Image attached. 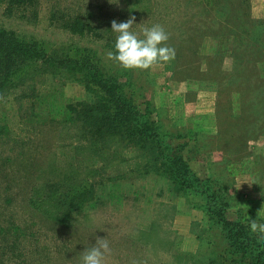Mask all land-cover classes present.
Returning a JSON list of instances; mask_svg holds the SVG:
<instances>
[{"label": "rangeland", "instance_id": "374dc122", "mask_svg": "<svg viewBox=\"0 0 264 264\" xmlns=\"http://www.w3.org/2000/svg\"><path fill=\"white\" fill-rule=\"evenodd\" d=\"M130 17L139 38L161 25L175 58L145 71L108 60L111 21ZM0 27L45 51L89 49L105 85L135 91L189 170L220 182L228 218H264V0H0ZM68 71L0 97V264H82L97 238L104 264H217L204 198L151 170L152 142L91 129L78 112L97 99Z\"/></svg>", "mask_w": 264, "mask_h": 264}, {"label": "trees", "instance_id": "16d2710c", "mask_svg": "<svg viewBox=\"0 0 264 264\" xmlns=\"http://www.w3.org/2000/svg\"><path fill=\"white\" fill-rule=\"evenodd\" d=\"M59 49V52L57 49L45 51L39 42L19 38L11 30L0 27V97L34 75L59 73L66 69L68 73H79L75 75L76 80L97 99L96 105L81 108L78 112L89 121L90 128L97 133L106 132L102 133L103 136L113 134L115 140L133 139L141 146L152 142L157 155L152 158L155 163L151 170L171 178L186 194L197 193L204 198L202 208L208 227L214 229V244L219 251L217 264H264V239L251 233L248 227L250 219L264 223V218L244 217L241 212H237L239 214L234 218H228L225 215L228 195L224 187L209 177L199 179L189 170L188 159L184 157L181 146L167 140V137L176 135L151 121L148 108L141 112L133 105L134 98L138 96L135 91L127 96L118 86L115 91L110 85L106 86L104 67L89 49L72 46Z\"/></svg>", "mask_w": 264, "mask_h": 264}, {"label": "clouds", "instance_id": "9594fccd", "mask_svg": "<svg viewBox=\"0 0 264 264\" xmlns=\"http://www.w3.org/2000/svg\"><path fill=\"white\" fill-rule=\"evenodd\" d=\"M135 17L125 22L111 21V29L117 33L114 49L106 53L108 60L114 61L124 70L145 71L158 64H167L175 58V50L167 45L168 34L161 25L143 29V38L131 31ZM253 234L264 239V223L250 219L248 225ZM110 252L109 242L97 238L93 247L82 254V264H104V258Z\"/></svg>", "mask_w": 264, "mask_h": 264}]
</instances>
